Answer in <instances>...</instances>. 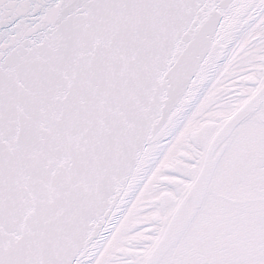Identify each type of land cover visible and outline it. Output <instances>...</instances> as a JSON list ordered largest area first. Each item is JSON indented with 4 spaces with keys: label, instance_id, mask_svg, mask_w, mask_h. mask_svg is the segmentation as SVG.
<instances>
[{
    "label": "snow or ice",
    "instance_id": "snow-or-ice-1",
    "mask_svg": "<svg viewBox=\"0 0 264 264\" xmlns=\"http://www.w3.org/2000/svg\"><path fill=\"white\" fill-rule=\"evenodd\" d=\"M0 264H264V0H0Z\"/></svg>",
    "mask_w": 264,
    "mask_h": 264
}]
</instances>
